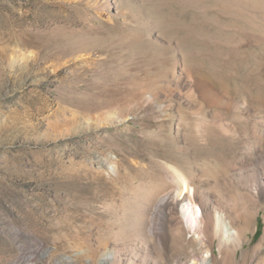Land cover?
Wrapping results in <instances>:
<instances>
[{"label":"rangeland","instance_id":"374dc122","mask_svg":"<svg viewBox=\"0 0 264 264\" xmlns=\"http://www.w3.org/2000/svg\"><path fill=\"white\" fill-rule=\"evenodd\" d=\"M261 37L264 0H0V264H90L130 229V211L104 212V201L170 183L176 172L203 174L186 139L204 125L214 131L211 114L202 121L183 107L187 131L176 135L180 97L195 78L235 97L256 86L264 97V45L251 43ZM166 90L171 122L149 103ZM210 166L219 171L222 160ZM95 171L117 187L105 199L74 197V183L98 186ZM221 197L231 204L233 193ZM256 210L234 264H264V204ZM152 211L154 222L160 210ZM101 235L109 239L100 247ZM193 246L169 249L167 259L219 257L216 242Z\"/></svg>","mask_w":264,"mask_h":264},{"label":"bare ground","instance_id":"6f19581e","mask_svg":"<svg viewBox=\"0 0 264 264\" xmlns=\"http://www.w3.org/2000/svg\"><path fill=\"white\" fill-rule=\"evenodd\" d=\"M251 43L256 47L264 45V38L252 39ZM221 59L222 65L226 66L229 58ZM252 74L256 82H260L258 69L253 70ZM163 96L164 100H161L154 95L149 103L153 102L155 112L171 122L174 119L171 114L172 103L169 102L172 90H166ZM183 107L189 110L191 116H200L202 121L207 117L206 112L210 111L209 123L214 131L204 125L202 130H191L186 139L187 151H191L192 160H202L208 169L200 176L192 174L190 177L176 172L171 176L170 183H164L160 178V184L139 192L135 190L136 193H131V197L117 203L103 200L104 212L111 207L118 209L122 215L130 211L131 227H125V231L110 236L115 242L102 250L100 256L96 257L92 252L90 264H181L167 259L169 249L186 251L193 245L198 249H210L215 242L218 258L212 250H208L206 256L190 259L186 264H215L218 259L220 264H234L237 250L242 247L243 236L250 232L246 226V214L248 211L254 212L251 215L253 222L257 215L256 208L264 204V97L256 86L247 87L244 97H235L218 90L207 80L195 78L180 97L177 106L179 120L176 127L171 125L176 135L181 129L187 131V127L181 124ZM117 114L119 119L124 117ZM137 117L136 113H129L125 118L135 121ZM228 147H235L231 157L226 153ZM216 150L220 151L219 155ZM218 160H222L223 166L219 171H214L210 165ZM228 160H232L233 165L230 167ZM117 169L116 178L121 175L120 164ZM94 173L98 186L88 184L78 187L74 183V197L87 198L88 195L92 200L105 199L108 185L117 187V184L99 181L103 177L101 171ZM61 174L66 175L67 171L63 170ZM72 174V180L80 179V175ZM85 174L89 175H82ZM205 180L211 182L206 183V186ZM228 191L233 193L231 204L224 202L221 197ZM154 208L160 210L159 218L151 222V218L154 220ZM161 233L166 234V237H162ZM187 235L188 240L185 239ZM107 239L105 235L99 236L100 247ZM263 248L264 240L257 246V249ZM153 253L154 261L151 256Z\"/></svg>","mask_w":264,"mask_h":264},{"label":"trees","instance_id":"16d2710c","mask_svg":"<svg viewBox=\"0 0 264 264\" xmlns=\"http://www.w3.org/2000/svg\"><path fill=\"white\" fill-rule=\"evenodd\" d=\"M255 236H257V233H256V235Z\"/></svg>","mask_w":264,"mask_h":264}]
</instances>
